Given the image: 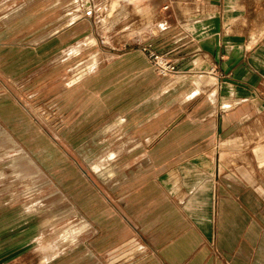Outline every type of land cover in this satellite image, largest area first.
Returning a JSON list of instances; mask_svg holds the SVG:
<instances>
[{
    "label": "crops",
    "instance_id": "obj_1",
    "mask_svg": "<svg viewBox=\"0 0 264 264\" xmlns=\"http://www.w3.org/2000/svg\"><path fill=\"white\" fill-rule=\"evenodd\" d=\"M154 1L131 4L164 19L153 46L178 73L156 85L126 61L98 75V91H67L99 118L86 142L63 144L89 148V159L98 145L114 174H76L55 130L22 107L26 72L70 39L69 26L45 40L50 30L19 26L0 40V263L264 264V0ZM91 60L69 87L93 81ZM220 147L248 155L253 172L221 169ZM22 149L51 181L35 202L8 186Z\"/></svg>",
    "mask_w": 264,
    "mask_h": 264
},
{
    "label": "rangeland",
    "instance_id": "obj_2",
    "mask_svg": "<svg viewBox=\"0 0 264 264\" xmlns=\"http://www.w3.org/2000/svg\"><path fill=\"white\" fill-rule=\"evenodd\" d=\"M156 1L153 5L154 7L160 5V9L162 4H157ZM152 16L153 13L148 10L146 4L135 7L131 4V0H0V40L7 41L8 38L13 37L19 26L26 36L50 30L40 36L43 40L49 34L57 32L56 30L69 26L66 30H70V39L66 38L67 40L58 45L55 43L59 50L54 47V50L47 51L48 55H43L42 64L26 72L27 84L22 87L23 91H26V98L22 99V107L34 121L42 124L44 129L52 127L55 130L53 133L58 136L57 140L62 144V147H59L60 154L69 153L74 157L76 174H82L81 171L85 174H93L90 170L96 174H114V170L109 166L110 162L101 163L97 160L98 157H95L99 155L98 145H92V155L89 159V148L63 144L64 140L65 142L69 140L70 143L86 142L89 133L86 128L90 121L99 118L97 107L92 111L86 110L82 105L84 99H67V91L80 92L78 96L82 91H98L99 87L104 85L97 81L98 75L113 74L115 65L126 61L127 64L135 63L137 67L140 66L139 75L148 81L153 79L154 84L157 85L159 77L152 68L151 61L138 51L143 43L153 44L156 38L161 37V30L156 31L154 26L160 24L156 22L164 19H160L157 14L154 19ZM177 23L181 24L180 19ZM60 47H65V51H61ZM71 52L75 53L68 57L67 54ZM90 59L92 60L88 63L90 64L88 67L91 69L92 66H96L89 74L95 76L92 77L93 81L89 82L90 79L87 78V82H84L81 79L77 84L69 87V81L77 77V73L84 69ZM146 84L140 83V87ZM54 92H59V95H54ZM73 101L76 105L70 110ZM47 133L50 134L49 131ZM256 136L252 137V140ZM27 149L32 155L35 151L39 153V147ZM223 149L220 147L219 152ZM17 157L10 159L12 179L8 186L21 185L22 203L35 202L38 198L34 196L35 192L44 186H49L51 181L42 177V173L27 157L24 149H22V165L18 163ZM226 159L227 163H225ZM243 163L253 172V165L248 160V155L235 152L226 157V154L221 153V169L226 167L225 169L232 171L235 166L238 170L239 165ZM18 174H21V178ZM45 198L43 196V199Z\"/></svg>",
    "mask_w": 264,
    "mask_h": 264
},
{
    "label": "built area",
    "instance_id": "obj_3",
    "mask_svg": "<svg viewBox=\"0 0 264 264\" xmlns=\"http://www.w3.org/2000/svg\"><path fill=\"white\" fill-rule=\"evenodd\" d=\"M138 51L151 61L152 68L158 77L167 78L178 73L173 61L166 54L156 52L152 43H143Z\"/></svg>",
    "mask_w": 264,
    "mask_h": 264
},
{
    "label": "bare ground",
    "instance_id": "obj_4",
    "mask_svg": "<svg viewBox=\"0 0 264 264\" xmlns=\"http://www.w3.org/2000/svg\"><path fill=\"white\" fill-rule=\"evenodd\" d=\"M139 2V1H138ZM134 3V2H133ZM135 4V3H134ZM118 6V5H117ZM203 80V79H202Z\"/></svg>",
    "mask_w": 264,
    "mask_h": 264
}]
</instances>
